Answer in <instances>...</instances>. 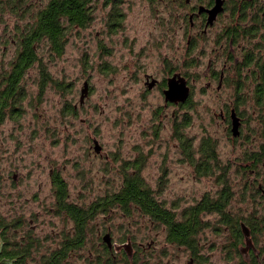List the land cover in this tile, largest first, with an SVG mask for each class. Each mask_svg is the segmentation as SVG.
I'll return each instance as SVG.
<instances>
[{"label": "rangeland", "instance_id": "374dc122", "mask_svg": "<svg viewBox=\"0 0 264 264\" xmlns=\"http://www.w3.org/2000/svg\"><path fill=\"white\" fill-rule=\"evenodd\" d=\"M40 1L33 0L34 10ZM261 2L257 9L248 10L242 26L255 21L264 24ZM90 7L92 22L83 29H68L62 56L53 55L47 41L37 45L38 62L22 82L25 97L20 112L16 118L8 112L0 125V217L21 223L17 240L29 232L38 258L40 249L50 252L53 245L72 237L74 223L57 206L56 177L67 186V202L86 210L118 192L126 169L138 162L156 199L179 218L202 198H218L226 189L217 180L219 172L199 177L174 137L175 123L186 113L192 122L184 133L194 140L196 150L207 131L218 139L221 160L231 164L232 184L227 187L232 200L226 212L250 232L249 216L264 228V202L259 201L257 186L247 185L248 179L263 180L264 167L254 165V175L250 171L244 175L241 165L262 143L253 131L255 122L247 133L249 147L231 143L216 123H202L220 108L215 90L205 89L207 63L213 58L210 49L215 45L212 39H207L205 53L200 52L205 46L201 41L189 51L183 31L185 11L179 0H94ZM229 19L223 16L220 23ZM26 23L16 17L0 22V69H8L15 59L17 45L12 39H19L16 29ZM243 43L248 45V39L241 38L239 44ZM175 73L186 77L192 88L191 109L165 102L164 83ZM147 76L159 80V87L149 90ZM84 82L89 83V93L80 105ZM255 82L245 83L250 100ZM230 93L225 90L219 95L226 98ZM251 104L245 106L247 114H253ZM75 106L76 113L67 112ZM94 140L102 147L100 155ZM220 216L217 212L204 215L208 225L196 236L202 259L197 258L200 263L196 264H264V230L250 234L255 251L245 237L236 247L232 230L221 223ZM108 229L117 244L131 237L134 245H144L138 264H191L192 253L169 243L164 226L135 209L129 214L119 207L100 211L87 222L88 247L74 251L70 262L86 264L89 246L97 244Z\"/></svg>", "mask_w": 264, "mask_h": 264}, {"label": "trees", "instance_id": "16d2710c", "mask_svg": "<svg viewBox=\"0 0 264 264\" xmlns=\"http://www.w3.org/2000/svg\"><path fill=\"white\" fill-rule=\"evenodd\" d=\"M94 0H41V5L34 10L33 0H0V22L6 18L16 17L20 20H26L25 26H18L17 33L21 44V51L18 57L10 64L12 69L9 72H0V125L5 118V110L11 108V117H16L19 110L20 99L24 96L22 81L29 69L38 62L37 45L43 41L49 43L50 51L53 55L62 56L65 52L67 43V31L70 27L86 28L92 22V14L90 5ZM246 5L258 0H243ZM242 1V2H243ZM258 3L263 4L261 1ZM244 10L246 7L244 5ZM243 10V11H244ZM246 65L251 68L253 78L259 82L260 95L264 99V52L254 54L251 51L246 55ZM257 71H253V68ZM249 78V79H250ZM191 97L182 104L183 107L191 109ZM81 105V104H80ZM76 106L72 109L68 108V113H76ZM191 116L186 113L181 120H177L174 128V137L180 142L181 150L189 164L195 166V172L204 175L210 173L209 162L214 158L216 143L209 139L203 141L204 156L209 157L208 161L197 164L196 149L194 140L188 137L184 130L191 125ZM216 158V157H215ZM214 158V159H215ZM260 155L256 154L249 157L248 161L252 165L258 166L261 162ZM140 162L129 166L125 171V177L121 189L106 198L101 199L97 204L89 209L79 208L76 205L69 204L68 192L65 182L60 178H55L56 196L58 200V208L60 213H65L74 223V233L67 240L68 246L63 250H59V254L55 256L56 264H62L66 258L67 252L77 251L83 247L86 242V225L96 213L100 211H108L113 207H119L124 212L130 214L132 209L149 216L155 223L162 225L167 230V241L176 245H185L193 253L198 252V241L196 236L199 232L208 225L204 221V215L207 213L217 212L220 216L221 223L230 227L233 233L234 245L238 246L244 239L242 232L241 221L234 219L230 213L226 212L231 200L232 193L229 187H226L220 196L216 199L204 197L194 205L188 207L183 212L181 218L164 206V204L156 199L154 191L145 183L141 175ZM201 169V172H200ZM257 186V185H252ZM258 187L257 194L259 195L264 190ZM251 232L264 230L258 220L249 216L247 220ZM4 218L0 217V260L5 258L18 259L15 264H28L31 261L34 264L35 239L32 237L25 241H18L17 236H12L11 243L14 245L11 250H8V236ZM24 243V245H22ZM28 243V244H25ZM98 258L94 264H113L112 259L107 253L103 257ZM125 264H129L130 259L127 253L123 254ZM138 259H136L137 264ZM51 264V263H43Z\"/></svg>", "mask_w": 264, "mask_h": 264}, {"label": "flooded vegetation", "instance_id": "af4514ba", "mask_svg": "<svg viewBox=\"0 0 264 264\" xmlns=\"http://www.w3.org/2000/svg\"><path fill=\"white\" fill-rule=\"evenodd\" d=\"M150 1L155 2L156 0H150ZM179 1L185 11L183 14L182 21L184 22L183 31L185 36L187 37V47L189 51L192 52L197 47V44H199V42L201 41L204 42L205 46L201 48L200 52L205 53L207 51L206 49H207L208 38L212 39L213 43H215L214 47L210 49V53L213 55V58H211L207 63L206 76L208 77V81L206 82L205 89L215 90L218 96V99L216 100L217 101L216 104L220 105V108L217 111V113L214 114L213 118H210L209 121L203 120L202 123L203 122H208L210 124L216 123L219 128L224 129L227 139L231 143H234V145L236 144L240 145V143H242V145L249 147L250 144L249 134L251 133L250 126L252 122H255V126H254L255 128L253 129V131L257 132L258 140L262 141V143H260L259 150H257L255 153L251 152L247 154L246 159L243 160L241 164L242 166L245 167V169L243 170L244 175L247 171H250L251 174L254 175L255 169H252V166L254 165H252V163L248 161L249 157L259 154L260 158L262 159L258 166L262 165L264 167V99L261 98L259 92L261 86L259 82L252 83L254 84L253 86H251L253 87L254 98L253 100L249 99V89L246 88L245 83L246 80H249L252 71L251 68L248 65H246L245 58L250 51L256 55L264 52V32H263L264 24H261L260 26L258 21L257 22L255 21L252 26L250 24L246 26H242L241 23L246 21V17H248L247 14L248 10H250L251 7H256V4L260 5L261 3L258 2L261 0L248 3L247 5L246 2L244 3L243 0H179ZM218 1H222L223 11L219 13L216 19H214L211 22L209 20L210 19L209 11L212 10L217 5ZM244 5L246 7V10H244ZM261 10H263V14H264V8H262ZM261 10H257V11L259 12ZM227 15L228 17H230V19L226 22H223V24L220 23V19L223 16H227ZM220 24H222L221 27ZM4 29H5L4 32L5 31L7 32L8 28L4 27ZM16 33L17 32H15V34ZM213 33L215 37L210 36ZM6 34H7L6 37H12L11 34L8 33ZM241 38L248 39V45L247 44L245 45L244 43L243 45L239 44ZM256 38L259 39L258 42L253 43L252 40ZM12 44L17 45V51L15 54V58H17L22 47L20 44V40L18 38L12 39ZM252 68L254 72L258 70L257 68L254 67ZM11 69L12 66H9L8 69L1 67L0 72L2 73L9 72ZM175 74H181V73H175ZM146 79H147L146 85L148 88H149L150 80L156 81L154 87L151 89L149 88V90H152L155 87H159V83H160L159 80L151 78L150 76H147ZM167 81H165L164 83L165 89H167L168 87ZM165 89H163V94ZM225 90H231V93L228 94L226 98H222L219 94L223 93ZM24 97L22 96V99H20L19 101L20 103L24 99ZM249 101L253 102V104H251L254 106L253 114L246 113L245 106L249 104ZM168 103L182 106V104H184L185 102H179V103L166 102V104ZM8 112L11 113L10 107L5 110L4 121L7 118ZM11 118H16V117H11ZM253 118L255 120H252ZM234 119H237L236 121L238 122L237 135H235L234 133ZM255 129L258 130L256 131ZM247 133L249 134L247 135ZM209 138L212 141H214L217 145L216 149L214 150L215 151L214 158L215 157L216 158L215 159L212 158L210 162L208 161L209 157L207 158L206 156H204V152H203V141L204 139H209ZM218 144H219L218 139L212 136L211 134H209L207 131L202 133L199 148L196 150V156H195L197 160L196 166L197 165L199 166L200 163L208 161L211 167L210 169L211 171L209 174H204V175H200L198 173L196 174L199 177H206V176L215 175L217 172H219V174L217 175L218 182L225 187L231 186L232 181L229 174L231 171V164L224 163L221 160L218 150L219 149ZM94 150H95V146H94ZM95 152L97 155L98 154L100 155V153L102 152V147L99 152H97L96 150ZM182 154H184V151H182ZM263 183H264V178L262 181H258V179H255V181H250L249 179L247 180V185H257V187L260 190L263 189L262 187ZM53 184L55 187V178L53 180ZM259 195H260L259 201L264 202V190ZM57 206H58V200H57ZM5 223L7 226L6 232L8 236V242H6L8 247L7 249L11 250L14 246L11 243L12 236L14 235L17 236L18 234L17 228L20 227L21 223L18 222L12 224L7 221H5ZM28 234L29 232H27V235L23 236L22 242L23 241L26 242V240L29 238L32 239V235L31 234L28 235ZM106 235H110V239L112 243L111 246L108 245V243L105 241ZM86 237H87V232H86ZM67 240H69V238H67ZM98 241L99 242L97 244H93L89 246L88 253L86 252L85 254L86 260H84L86 264L96 263L98 259L96 257H103L107 253H109V257L112 259L113 264H125L123 259L124 253H127L129 256L130 259L129 264H136L135 262L136 259H138L137 261L138 264L139 258L137 256L140 255V252H142L143 249H145L143 244H139L140 245L139 247L138 245L137 246L134 245V241L131 237H128L127 242L123 244L115 243L113 240L112 231L110 229L106 230V232L103 235L101 234L100 238L98 237ZM66 242L62 244L56 243L55 245H53L55 246L54 248L49 249L50 252H44V250H48V248L40 249V253L38 254V258H35L34 264H43V263L56 264L55 256L59 254V250H63L65 246L66 247L68 246ZM22 245H24V243H22ZM248 245H249L248 247H250L251 245L253 246L254 244L250 242ZM233 246H235L234 240H233ZM83 247H88V243L85 242L83 244ZM180 247L187 248L185 245H180ZM197 247L199 251V243ZM139 248H141V250ZM254 248L255 246H253V249ZM188 251H190L193 255V257L190 260L191 264L200 263L197 260V258H199V260L202 261V259L199 256L200 252H197V254H195L190 249H188ZM73 253H74L73 250L67 252L68 258L64 259L62 261V264H72L70 261L73 256ZM4 260L8 264H15L18 261V259H13L9 257L5 258ZM30 263L32 262L28 261V264Z\"/></svg>", "mask_w": 264, "mask_h": 264}, {"label": "water", "instance_id": "95a60500", "mask_svg": "<svg viewBox=\"0 0 264 264\" xmlns=\"http://www.w3.org/2000/svg\"><path fill=\"white\" fill-rule=\"evenodd\" d=\"M223 11L222 8V1H218L217 5L210 10V21L212 22L214 19H216L217 15ZM155 80H152L149 83V88H153L155 85ZM168 87L164 90L165 95V101L166 102H173V103H179V102H185L189 99L191 94V88L188 84L187 79L182 76L181 74H175L172 77L168 79ZM89 93V83L84 82V88L81 90V96H80V104H84L85 98L88 96ZM237 119H234V133L235 135L238 134V122ZM95 143V150L99 152L101 150V146L99 145L97 140H94ZM243 232L246 236V239L248 242H251L250 239V232L248 228L242 224ZM105 241L108 243V245H112L110 235H106ZM0 264H8L5 260H0Z\"/></svg>", "mask_w": 264, "mask_h": 264}, {"label": "bare ground", "instance_id": "6f19581e", "mask_svg": "<svg viewBox=\"0 0 264 264\" xmlns=\"http://www.w3.org/2000/svg\"><path fill=\"white\" fill-rule=\"evenodd\" d=\"M250 232V231H249ZM244 234V233H243ZM244 236H245V234H244ZM245 238H246V236H245Z\"/></svg>", "mask_w": 264, "mask_h": 264}]
</instances>
